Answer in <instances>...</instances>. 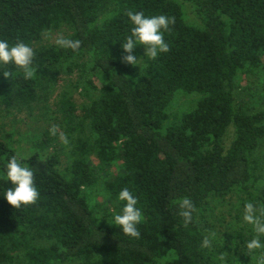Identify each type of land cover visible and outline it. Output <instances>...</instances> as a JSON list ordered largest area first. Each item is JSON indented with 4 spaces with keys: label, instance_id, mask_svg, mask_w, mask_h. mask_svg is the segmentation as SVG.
Segmentation results:
<instances>
[{
    "label": "trees",
    "instance_id": "16d2710c",
    "mask_svg": "<svg viewBox=\"0 0 264 264\" xmlns=\"http://www.w3.org/2000/svg\"><path fill=\"white\" fill-rule=\"evenodd\" d=\"M184 2L201 26L186 21L179 0H0V39L31 46L38 65L26 80L14 64L0 63L1 102L20 109L48 102L63 74L91 76L85 86L95 92L80 108L67 95L59 103L73 143L65 173L58 154L38 152L59 137L49 130L24 158L40 192L33 205L15 209L4 197L12 187L5 165L18 153L0 138V264H221V254L224 264H256L264 253L248 251L255 232L242 216L247 202L264 206V166L255 157L264 144V0ZM127 11L174 16L164 33L170 51L150 60L137 45V65L125 63ZM53 30L80 48L37 45ZM256 76L263 81L252 82ZM237 87L245 89L238 96ZM180 94L194 97L181 111ZM125 187L142 212L139 239L114 222ZM184 197L196 208L187 227L178 207ZM232 197L230 216L202 247L213 215Z\"/></svg>",
    "mask_w": 264,
    "mask_h": 264
},
{
    "label": "clouds",
    "instance_id": "9594fccd",
    "mask_svg": "<svg viewBox=\"0 0 264 264\" xmlns=\"http://www.w3.org/2000/svg\"><path fill=\"white\" fill-rule=\"evenodd\" d=\"M126 14L133 27L130 35L126 38V42L122 45L126 53L123 57L125 63L137 65L139 59L133 55L137 45L144 46L145 57L150 60H155L160 54L170 51L164 33L170 30V25L175 24L174 16L169 17L164 14L146 16L143 11H127ZM55 43L60 48L76 51L82 42L60 35ZM35 56L34 49L23 41H17L14 45H10L7 40L0 39V63L4 65L14 64L22 70L23 78L26 80L33 79L37 74L38 65L34 64ZM3 75L4 77H12L11 72L8 71H3ZM49 131L51 135L56 136L58 127L52 125ZM60 139L64 144L68 143L67 137L63 134L60 135ZM5 174L12 187L4 192V197L11 206L19 209L22 205H33L38 201L40 192L35 184L34 169L24 162L22 156L12 155L7 160ZM119 199L126 203L121 214L114 216V222L122 228L125 235L139 239L141 233L137 226L142 222L143 217L141 210L137 207L138 199L127 187L119 192ZM178 207L179 215L183 218L184 226L187 227L193 221V213L196 211L195 205L190 198L184 197L178 201ZM243 220L252 225L255 232V236L246 244L248 251L264 249V240L261 239L264 237V206L247 202L244 205ZM215 236V232H209L203 237L201 246L204 248L211 247ZM217 259L221 264H224L225 256L223 254L219 255ZM256 264H264V253H261L257 258Z\"/></svg>",
    "mask_w": 264,
    "mask_h": 264
},
{
    "label": "rangeland",
    "instance_id": "374dc122",
    "mask_svg": "<svg viewBox=\"0 0 264 264\" xmlns=\"http://www.w3.org/2000/svg\"><path fill=\"white\" fill-rule=\"evenodd\" d=\"M179 2L183 6V11L186 21L190 24L201 26L199 19L195 16V14L192 11L191 5L187 2H184V0H179ZM60 35H64L60 30H56V31L53 30L51 32H48L44 36L43 41L38 43L37 45L56 44L55 40ZM87 79L92 80V77L88 75L81 80L78 78V75L76 73L72 76L66 74L59 75V80L54 85L55 87L51 88L52 95L50 97V100L48 102H44V101L40 102L39 105L38 103H36L33 105L31 109L28 108L20 109V108H14L13 106H8L3 102H1L2 100L0 98V138L4 141L11 143L14 149L17 151L18 155L22 156L23 158H27L30 157L34 152H36L35 145L37 144V141L42 138L43 133L45 131H48L52 127V125H56L58 127V133L56 136L59 137L58 138L53 137L51 139L52 141L50 143V146L46 150L42 152L41 150H38V152H40L44 158H47L51 153L58 154L60 159L59 169L62 173H65L66 168L70 161L69 154L70 152H72L73 143L67 137L65 131L66 123H64V116L60 112L59 103L61 100H63L65 95H67L73 99V103L78 108L86 104V102L89 101L90 96L91 97L95 96V92H93V90L91 89L86 88L85 86V81H87ZM257 80L259 82H262L263 77L256 76V77H252L251 79L252 82L254 81L257 82ZM95 83L96 85H99L97 80L95 81ZM254 88H257L256 85ZM242 91H245V89L241 87H237L235 90V95L238 96ZM193 98L194 97L191 95L180 94L177 97L175 110L181 111L185 109L193 100ZM238 101L240 100H238L236 97V102L238 103ZM258 104H259L258 109L264 108L263 103H261L260 105V100H258ZM40 106L43 108L41 109ZM73 122H76V120H72V122H70L71 126ZM61 134L67 137L68 140L67 144H64L61 141L60 139ZM233 139H234V127L231 126L224 138L225 146L226 147L230 146ZM255 157L256 160L258 161V165L264 166V144L256 152ZM260 174L264 178V171H260ZM97 201L99 203H103L104 199L101 196L97 198ZM236 201L237 198L235 197L233 199L232 197L228 200L229 205H227L224 208L222 207L218 208L216 214L213 215V217H216L217 220H212V222L214 223L212 224L213 228L210 229V232H215V233L218 232V229L222 224L223 220L226 217L230 216L228 215L229 212L224 213V211H226L228 207H231L232 202H236ZM93 203L96 204V201H93ZM101 208L103 211L110 210V212H112V208H107L103 205L101 206ZM222 209L225 210L222 211ZM230 227L232 233L237 230L238 225L235 223V221L232 220L230 223ZM245 259H247L246 256Z\"/></svg>",
    "mask_w": 264,
    "mask_h": 264
}]
</instances>
